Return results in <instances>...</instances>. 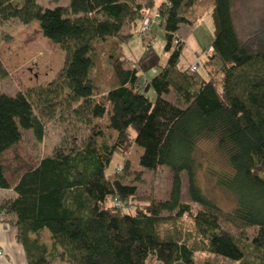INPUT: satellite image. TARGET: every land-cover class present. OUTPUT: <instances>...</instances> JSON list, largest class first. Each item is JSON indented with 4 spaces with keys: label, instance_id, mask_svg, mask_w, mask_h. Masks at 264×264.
Returning <instances> with one entry per match:
<instances>
[{
    "label": "trees",
    "instance_id": "1",
    "mask_svg": "<svg viewBox=\"0 0 264 264\" xmlns=\"http://www.w3.org/2000/svg\"><path fill=\"white\" fill-rule=\"evenodd\" d=\"M233 1L211 0L214 57L201 63L221 60L217 82L208 70L206 79L191 65L179 69L185 46L179 32L201 19L206 0H71L51 8L39 0H0V24L38 22L66 55L52 82L11 96L0 92V156L24 130L42 143L49 124L61 127L59 144L15 186L0 160V189L13 192L0 197V223L15 228L27 264H264V24L239 34ZM146 19L164 31L172 51L148 81L155 101L142 90L139 70L125 67L127 59L116 57L108 84L91 76L97 42L123 38L126 23ZM0 71L6 74L1 61ZM103 119L117 132L113 145L97 142ZM132 147L143 151L141 168L171 172L167 199L145 198L119 177L116 160ZM129 167L124 160L121 170ZM202 171L231 196L230 209L202 187ZM184 173L191 204L182 200ZM185 215L192 230L183 225Z\"/></svg>",
    "mask_w": 264,
    "mask_h": 264
},
{
    "label": "rangeland",
    "instance_id": "2",
    "mask_svg": "<svg viewBox=\"0 0 264 264\" xmlns=\"http://www.w3.org/2000/svg\"><path fill=\"white\" fill-rule=\"evenodd\" d=\"M70 1L39 0V2L50 8L62 5L67 6ZM138 1L146 5L150 0ZM161 1L156 0L157 4L161 3ZM233 4L239 34L249 36L252 33V31L250 32L252 27H262V24H264V0H234ZM212 9L211 0H206V6L204 5L200 10L201 19L197 20L195 25L185 24L181 27V35L186 36L188 41L187 45L185 44L183 48L184 51L179 60V69H186L188 66L197 63L198 56L202 62L210 57L206 53L211 51L210 48L214 40L216 28L214 26ZM152 12L154 11L151 10L147 14L150 18L155 14V12L153 14ZM136 22L126 23L122 30L124 34L123 38L113 37V39L110 38L107 41L97 42L96 53L98 57L91 76H93L97 83L108 84V81L112 77L116 57L117 59H127L125 67L139 70L143 83L142 90L155 101L157 95L148 85V81L167 64L172 51L165 49L167 42L165 40V33L154 20H152L148 28H142L145 27L143 20ZM211 56L214 57L213 55ZM65 58V52L62 51L61 47L42 34L38 22L33 21L29 25H25L17 21H8V23L0 24V61L6 71V74L4 71L2 75L0 73V92L11 96L20 91H27L28 89H33V87L44 86V84L52 82L64 67ZM139 62L142 69L139 67ZM220 62V59H212L208 62L207 66L201 63L202 65H200L198 70L199 74L206 76V70H208L209 74L211 76L214 75L217 82H219L221 73L217 69H219ZM196 76L198 75L196 74ZM168 97L172 101L177 102V96L174 93H170ZM60 129L61 127L57 121L49 124L47 126L48 135L42 143L36 140L32 131L24 130L21 142L0 156L12 187L15 186L26 171L35 168L38 162L47 153L52 151L55 144H59ZM97 130H101L104 133L98 139V144L106 142L109 145H113L117 132L107 127L105 119L97 122ZM126 152L124 159L116 160L121 163L118 165L120 168L118 172L123 182L137 184L141 195L145 196V198L153 196L157 201L167 199L172 184L171 172L166 167H160L155 171L141 168L138 158L143 151L140 148L138 151L136 147H132L127 149ZM126 159L130 163V167L128 170H121V166ZM116 167L117 163L113 160V164L108 171L114 173ZM182 177L184 182L182 200L191 204L187 175L184 173ZM200 182L206 192L212 198H215L225 210L230 209L232 203L231 196L227 192L217 188L215 182L203 171L200 173ZM12 193V191L8 190L0 191V197ZM192 204L194 210L198 209V205ZM183 225L188 231L193 229L187 215L184 217ZM45 231L48 232L47 230ZM254 231L253 229L250 230L249 234L251 237L254 235ZM48 233L44 235V239L47 243L51 244ZM199 255L201 257L209 256L204 253H200ZM57 262L61 263L58 260ZM152 264L161 263L154 261Z\"/></svg>",
    "mask_w": 264,
    "mask_h": 264
},
{
    "label": "crops",
    "instance_id": "3",
    "mask_svg": "<svg viewBox=\"0 0 264 264\" xmlns=\"http://www.w3.org/2000/svg\"><path fill=\"white\" fill-rule=\"evenodd\" d=\"M179 33L184 43L187 45L188 40L186 36L184 37L181 35V30ZM202 78L208 79V74H206V76H202ZM0 191L4 190L0 189ZM16 236L17 234L14 227L0 223V249L4 252V257H0V264H27L24 248L16 240ZM60 264H66V262Z\"/></svg>",
    "mask_w": 264,
    "mask_h": 264
},
{
    "label": "built area",
    "instance_id": "4",
    "mask_svg": "<svg viewBox=\"0 0 264 264\" xmlns=\"http://www.w3.org/2000/svg\"><path fill=\"white\" fill-rule=\"evenodd\" d=\"M145 21H146V22H144L145 27H143V28H146V27L148 28L149 27L148 23L150 22V19H146ZM210 49H211V51L207 52L208 54L206 53L207 56H211L214 53V49L212 47ZM199 58L200 57L198 56L197 57V60H198L197 63L191 65V67H190L191 72H198L199 67L201 65V60H199ZM0 222H1V217H0ZM3 255H4V252H3V250L0 249V257H4Z\"/></svg>",
    "mask_w": 264,
    "mask_h": 264
}]
</instances>
